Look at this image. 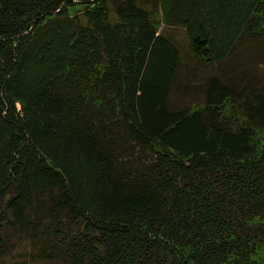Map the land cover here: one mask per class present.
I'll use <instances>...</instances> for the list:
<instances>
[{"label":"trees","instance_id":"16d2710c","mask_svg":"<svg viewBox=\"0 0 264 264\" xmlns=\"http://www.w3.org/2000/svg\"><path fill=\"white\" fill-rule=\"evenodd\" d=\"M14 252L264 264V0H0Z\"/></svg>","mask_w":264,"mask_h":264},{"label":"rangeland","instance_id":"374dc122","mask_svg":"<svg viewBox=\"0 0 264 264\" xmlns=\"http://www.w3.org/2000/svg\"><path fill=\"white\" fill-rule=\"evenodd\" d=\"M73 8H76V7H72ZM16 252H14L13 254L5 257L3 260H0V264H17L18 262H14L16 260V258L18 259V256L15 255ZM20 258V256H19ZM20 264V263H19ZM28 264H57V262H41V263H28Z\"/></svg>","mask_w":264,"mask_h":264}]
</instances>
